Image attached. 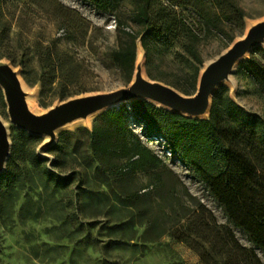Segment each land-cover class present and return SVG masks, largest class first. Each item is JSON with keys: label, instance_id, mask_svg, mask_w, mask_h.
Here are the masks:
<instances>
[{"label": "rangeland", "instance_id": "1", "mask_svg": "<svg viewBox=\"0 0 264 264\" xmlns=\"http://www.w3.org/2000/svg\"><path fill=\"white\" fill-rule=\"evenodd\" d=\"M232 1L243 10L241 19L223 0H123L111 14L84 0H0V60L16 72L26 105L35 114L74 97L125 87L138 69L144 78L191 96L206 65L264 20V0ZM142 5L152 24H161L168 13L175 12L192 35L179 33V28L176 36L169 34V41L152 31L145 34L138 18ZM199 12L216 16L223 31L204 29ZM126 34L136 37L130 74L112 58ZM191 40L198 60L185 47ZM139 49L141 60L137 59ZM247 59H253L249 66L257 79L241 68ZM221 85L240 107L264 118V41L247 51L216 89ZM104 111L67 122L51 139L11 122L0 87V117L7 123L10 142V154L0 172V264H206L196 250L170 236L180 222L188 223L195 209L180 186H175L174 196L180 197L181 205L174 199L170 208L146 173L119 175L124 159L93 154L89 132ZM126 119L132 134L178 176L186 192L210 210L218 223L228 225L242 245L252 247L246 234L228 222L192 169L152 124L131 110L130 103ZM32 153L46 161L32 164ZM43 166L68 179L67 186L46 182L38 172ZM203 214L204 223L208 215L205 210ZM255 253L264 264L263 251L256 248Z\"/></svg>", "mask_w": 264, "mask_h": 264}, {"label": "trees", "instance_id": "2", "mask_svg": "<svg viewBox=\"0 0 264 264\" xmlns=\"http://www.w3.org/2000/svg\"><path fill=\"white\" fill-rule=\"evenodd\" d=\"M84 1H89L98 11L111 14L119 9L123 0ZM223 2L230 7L236 19L243 17V10L232 0ZM198 15L204 29L223 31L216 16L205 12ZM138 18L146 28L145 34L152 31L166 41H169V34L176 36L178 28L179 33L191 34L184 19L175 12L168 13L161 24H152L142 5ZM225 18L229 20L228 16ZM123 37L121 45L112 51V58L130 74L135 59L136 37L129 34ZM185 47L190 57L198 60L194 40L187 42ZM252 62L253 59H247L240 66L257 79V74L249 66ZM130 108L168 141L171 151L192 169L223 209L228 222L245 233L253 246L242 245L228 225L218 223L210 210L204 209L194 196L186 192L185 185L163 160L132 134L126 119V103L105 110L100 123L92 126L89 138L93 154L124 159L118 167L119 175L138 170L146 173L152 188L163 192L160 198L169 201L170 208L174 199L180 204V197L174 196L175 186H180L194 202L195 209L191 210L188 223L180 222L181 216L176 220L180 224L170 236L196 250L201 261L206 264H262L255 249L259 248L264 253V118L240 107L229 96L225 85L213 93L207 118L189 117L143 99L131 101ZM28 137L34 138L33 135ZM29 161L42 165L46 159L32 153ZM38 172L54 187L65 188L68 184V179L47 167L43 166ZM5 174H10L7 167ZM204 210L208 216L203 223ZM175 211L173 208L171 212Z\"/></svg>", "mask_w": 264, "mask_h": 264}, {"label": "water", "instance_id": "3", "mask_svg": "<svg viewBox=\"0 0 264 264\" xmlns=\"http://www.w3.org/2000/svg\"><path fill=\"white\" fill-rule=\"evenodd\" d=\"M264 41V20L252 26L247 34L235 41L226 51L210 61L203 69L197 91L185 96L172 87L158 81L144 78L140 70L125 87L93 95L68 99L42 114L31 112L25 102L24 92L13 68L0 60V87L3 90L11 122L34 135H49L74 119L130 103L136 99L147 100L157 107H163L189 117L200 118L209 113L213 93L218 84L228 77L234 64L251 48ZM10 154V142L6 126L0 120V172L5 168Z\"/></svg>", "mask_w": 264, "mask_h": 264}, {"label": "bare ground", "instance_id": "4", "mask_svg": "<svg viewBox=\"0 0 264 264\" xmlns=\"http://www.w3.org/2000/svg\"><path fill=\"white\" fill-rule=\"evenodd\" d=\"M246 55V53L243 55V56H245ZM242 56V57H243ZM143 58V51H142V49H139V55H138V60H141ZM142 64V63H141ZM30 99V98H29ZM28 100V99H27ZM31 106V105H30ZM0 120L2 121V123L7 127V123L0 117ZM81 121V120H80ZM45 144V143H44Z\"/></svg>", "mask_w": 264, "mask_h": 264}]
</instances>
